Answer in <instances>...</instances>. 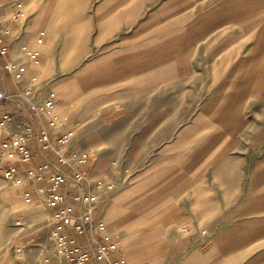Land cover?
I'll return each mask as SVG.
<instances>
[{"label": "rangeland", "instance_id": "1", "mask_svg": "<svg viewBox=\"0 0 264 264\" xmlns=\"http://www.w3.org/2000/svg\"><path fill=\"white\" fill-rule=\"evenodd\" d=\"M23 1L27 14L19 21L22 36L30 35V30H34V35L36 29L45 32L41 50L26 44L41 52V64L48 63L41 70L35 66V70H48L44 84L57 92L59 103L71 102L78 113L89 109L87 117L91 124L83 118L74 120L72 127L76 132L68 146L75 157L87 155L97 167L94 178L105 174L115 182V188L105 195L109 204L117 200L121 206H115L107 218H102L110 232L118 234L127 262H171L180 256L178 247L189 242V247L208 243L206 247L214 249L212 256H205V264H257L256 237H264V40L257 45L260 32L248 31L246 49L250 59L246 64L224 62L221 57L216 63L194 64V69H189L194 70L192 73L184 67L187 74L181 77V68L168 64L167 77L153 79L149 95L132 100L135 104L150 100L152 104L167 105L166 125L157 132L164 141L141 144L137 155L131 158L135 144L128 140L132 138V128L96 125L103 106L117 105L111 99L120 91L119 80L109 74L110 64H97L93 73L81 75L86 62L111 48L85 45L87 21L86 15L80 13V0ZM144 1L145 9L136 14L135 23H146L156 35L163 19L159 10L163 0ZM52 3L55 6L49 8ZM8 5L9 1L2 7ZM3 12L4 18L12 21L11 8ZM89 27L94 31L95 22ZM37 38L39 35L34 40ZM22 53L24 60L30 59L25 49ZM202 53L203 49L199 58ZM49 58L52 60L48 62ZM87 81L91 83L87 85ZM124 98L122 102H129L127 96ZM209 103H215L216 109L209 108ZM192 119L199 124L198 131L195 126H189L187 131L191 134L194 130V139L169 144ZM192 155L201 168L212 172L231 168L232 173L227 176L231 185L229 189L223 186L219 192L221 200L216 198L214 202L207 192L200 193V205L194 207L198 220L179 223V211L166 208L169 202H184L188 194L179 189L180 184L173 186L177 180L173 175ZM159 156L166 159L155 165ZM7 158L0 152V264H60L54 255L52 210L46 200H35L33 192L28 199V188L34 181L15 183L3 176L1 163ZM115 209L117 223L127 229L131 221H145L150 214L160 212L161 217L152 225L149 235L141 237L142 234H126L115 227L110 218ZM170 219L174 220L169 222ZM203 229L207 232L202 233Z\"/></svg>", "mask_w": 264, "mask_h": 264}, {"label": "crops", "instance_id": "2", "mask_svg": "<svg viewBox=\"0 0 264 264\" xmlns=\"http://www.w3.org/2000/svg\"><path fill=\"white\" fill-rule=\"evenodd\" d=\"M80 4V13L86 15L87 21L85 29L87 43L85 45L111 48L105 49L101 54L86 62L81 75L93 73L97 64H110L111 71L109 74L113 76V79L119 80L120 91L117 90L113 95V99H111L112 103L117 105L108 106V108L106 107L108 104L105 107L103 106L101 108V118L96 120V125L132 128L133 135L128 140V142L135 144L130 152L131 158L137 155L136 153L141 144L164 141L161 138V133L157 132L166 125L168 118L167 105L162 103L152 104L150 100L135 104L132 103V100L149 95L153 84L152 80L167 77L166 68L168 64L175 63L178 70L181 68V71H179L182 73L180 77L190 73L189 69L190 67L194 69V64L216 63L221 57H223L224 62L236 61L240 64H246L250 59L246 49L248 46L246 39L248 31L260 32L257 45L264 40V32L261 33L264 31V0H163L159 7L163 19L156 35H153L155 30L146 23L139 25L135 23L136 14H141L145 9L146 3L144 0H80ZM52 5L55 6V3H52L49 8ZM10 8L11 10L13 8L11 1L8 6L0 7V38H2V45L9 46L8 54H0V84L10 97L3 102L0 114L7 112L12 115L7 127L9 131H18L27 124H31L34 137L29 142L32 157L28 161L23 160L22 154H17L11 160L9 158L3 159L1 164L4 167L14 160L13 164L19 170H23L28 166L38 168L48 162L50 172L62 170L70 174L72 171L71 164H76L78 159L73 154V150L69 146L59 145L61 150L67 152L69 160V163H61L57 152L51 148H42L37 136L40 134L42 125L46 126L54 113L64 115L69 120L58 131L49 130L54 139L59 136L60 132L72 128L73 121L78 118H83L86 124L90 123L87 117L89 109L85 108L78 113L79 111L71 102L63 101L59 103L57 101L56 106L51 111L46 112L41 118L33 120V112L28 101L19 93L25 88L32 87V98L38 99L46 95L50 90L44 84L48 70L39 72L35 70V66H38L37 70H41L48 63L41 64V60L37 64L28 62V71L24 78L19 81L15 80L12 72L7 67V63L11 61H29L22 58L23 47L30 43V45L41 50L44 42H39L38 38L36 41L34 38L35 35L40 36L41 32H45L36 29L34 35V30L29 28L30 35L22 36L23 27L19 24V21H10L4 18L3 11ZM93 22H95L94 31L89 27L92 26ZM219 32L220 34L216 36ZM44 40L46 41L45 37ZM201 49H203V53L199 58ZM237 49H239V53H236ZM51 60L52 58H49L48 62ZM184 67L188 68L187 73ZM33 77H35V80ZM89 83L91 82L87 81V85ZM91 87L92 85L88 86V88ZM125 96L129 101L127 103L122 102L125 100ZM215 106V103H209L208 105L209 108L214 110L216 109ZM125 120L127 123H123ZM189 126L193 128L195 126V130L198 131V120L192 119L189 125L182 127L177 133L175 140L168 143L179 144L194 139V130L191 134H188ZM3 137L0 130V142ZM101 139L105 141L103 137ZM0 152H2L1 146ZM169 155L167 158H170ZM165 159L164 156H159V159L155 161V165H161ZM81 165L82 168H86L91 172L92 176L93 174L96 175L98 169L90 160ZM231 173V168H223L213 172L205 167L201 168L195 162L193 155L188 157L173 175L177 178L173 186L180 184L179 189L186 191L188 194L184 202H180L179 205L177 201L174 204L169 202L166 210L173 211L174 208L177 209L179 211L177 216L179 223L196 222L199 215L195 213L194 207L200 205L198 195L207 192L209 199L211 198L213 202L216 198L221 200L219 192L223 189V186L230 188L231 179L227 176ZM47 183V179L30 183L29 189L33 192L35 200H43L42 191ZM88 188L87 183L76 182L69 178L63 184L61 190L72 197L79 192L88 190ZM118 202L115 200L111 205L108 202V197L105 194L102 195L97 204V215L101 217L105 215L107 218L110 210L115 206H121ZM160 214V212L150 214L145 221L161 217ZM110 218L115 222L116 228L129 234L130 231L120 226L114 215ZM173 220L170 219L169 222ZM81 239L85 240L86 238L82 237ZM256 239L257 246L254 259L257 264H264V237L263 235L261 237L257 236ZM188 244L189 242H184L182 246L178 247V250H180L179 257L171 262L170 259H167L164 264H205L207 262L205 256L213 255L214 249L212 251L206 247L208 243L203 247H189ZM120 252L123 254L122 249L115 251L113 257L119 256ZM128 263L131 264L129 260Z\"/></svg>", "mask_w": 264, "mask_h": 264}, {"label": "built area", "instance_id": "3", "mask_svg": "<svg viewBox=\"0 0 264 264\" xmlns=\"http://www.w3.org/2000/svg\"><path fill=\"white\" fill-rule=\"evenodd\" d=\"M10 0H0V7ZM13 8L11 18L14 21H20L26 17L27 10L23 0H12ZM39 42L44 41V33L41 32ZM29 55V61L8 62L7 67L12 72L16 81L24 78L28 71V62L40 63L41 52L38 49H29L24 46ZM9 52V46L2 45L0 38V54L6 55ZM35 80V77H33ZM32 87L25 88L19 94L26 98L32 112L33 120L41 118L46 112L51 111L57 104L59 96L55 90H49L42 98L34 99L31 93ZM9 95L0 84V108L3 102L9 99ZM12 119L10 113L0 114V130L3 134L0 146L3 154L7 155L9 160L15 158L17 154L23 155V160H29L32 157L29 142L34 137L33 127L27 124L18 131H9L8 124ZM67 117L54 113L48 120L47 125H42L40 134L37 136L42 148H51L59 156L61 163H69L68 154L59 148V145L68 146L75 135V129L69 128L60 132L57 138H53L50 129L58 131L67 123ZM78 125V123L76 124ZM87 155L80 156L76 164H71L70 174L64 171H49V163L46 162L40 167L28 166L19 170L14 160L3 167V176L15 183H27L29 181H39L47 179L48 183L42 191L43 200L47 201L48 207L52 210L53 224L52 235L54 237V255L58 258L60 264H129L127 259L120 252L119 256L113 257V253L121 250L118 234H112L105 219L97 215V204L102 195L112 191L115 188V182L109 175H103L101 178H94L86 168H82V163L88 162ZM116 164V162H114ZM71 178L76 182H85L89 185L88 190L79 192L72 197L63 192L61 187ZM28 188V199L30 196ZM33 195V194H32ZM33 198L35 199L34 195ZM184 229H188L184 226ZM203 229L202 233H206ZM85 237V240L81 238ZM19 250L22 249L18 246ZM145 264H150L146 262Z\"/></svg>", "mask_w": 264, "mask_h": 264}, {"label": "bare ground", "instance_id": "4", "mask_svg": "<svg viewBox=\"0 0 264 264\" xmlns=\"http://www.w3.org/2000/svg\"><path fill=\"white\" fill-rule=\"evenodd\" d=\"M117 209V208H116ZM114 210V216L115 213L117 212V210ZM112 213V212H111ZM160 220V217H156L155 219H147L146 221H131L127 226L128 229L131 233H133L134 235H141V237L147 236L149 235V231L152 228V225H154L155 223H157Z\"/></svg>", "mask_w": 264, "mask_h": 264}]
</instances>
